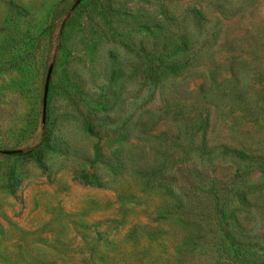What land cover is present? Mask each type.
<instances>
[{
  "label": "rangeland",
  "instance_id": "rangeland-1",
  "mask_svg": "<svg viewBox=\"0 0 264 264\" xmlns=\"http://www.w3.org/2000/svg\"><path fill=\"white\" fill-rule=\"evenodd\" d=\"M263 171L264 0H0V264H264Z\"/></svg>",
  "mask_w": 264,
  "mask_h": 264
},
{
  "label": "trees",
  "instance_id": "trees-1",
  "mask_svg": "<svg viewBox=\"0 0 264 264\" xmlns=\"http://www.w3.org/2000/svg\"><path fill=\"white\" fill-rule=\"evenodd\" d=\"M42 131H43L42 132V137H41L39 143L36 146L32 147V148L25 149L19 155V159H20L21 162L31 161L38 167L42 166V159H43L45 151L48 148V143H49L48 139H47V136H46L45 123H44V125L42 127ZM232 155L235 156L236 158H239V159H246L247 158L245 154H243L241 152H238V151H232ZM263 174H264V171H263ZM9 180H10V182H12L13 185L12 184L11 185H7V189H9L11 192H13L14 191V187L18 183V181H16V179H15V177L13 175V172L10 173ZM83 180H85L87 182H90V183H94L93 180L88 179L86 177H83Z\"/></svg>",
  "mask_w": 264,
  "mask_h": 264
}]
</instances>
